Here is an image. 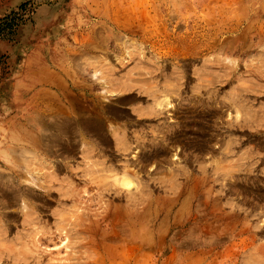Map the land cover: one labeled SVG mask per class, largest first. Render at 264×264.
Masks as SVG:
<instances>
[{
    "label": "rangeland",
    "instance_id": "374dc122",
    "mask_svg": "<svg viewBox=\"0 0 264 264\" xmlns=\"http://www.w3.org/2000/svg\"><path fill=\"white\" fill-rule=\"evenodd\" d=\"M5 18L0 264H264V0H0Z\"/></svg>",
    "mask_w": 264,
    "mask_h": 264
},
{
    "label": "bare ground",
    "instance_id": "6f19581e",
    "mask_svg": "<svg viewBox=\"0 0 264 264\" xmlns=\"http://www.w3.org/2000/svg\"><path fill=\"white\" fill-rule=\"evenodd\" d=\"M158 90V89H157ZM154 91V90H153ZM165 93V92H164ZM165 99H161L162 101H159L158 100V102H159V104H157L158 106H163V107H168V108H171L172 106H173V104L171 103V98L169 99L168 98V95L166 96L165 95V97H164ZM154 106V105H153ZM165 108V109H166ZM163 110V109H162ZM194 110V109H193ZM193 110H192V112H193ZM172 111H174V110H172ZM188 112H190V111H188ZM202 112V111H201ZM120 113V112H119ZM163 113V112H162ZM161 113V114H162ZM166 113V112H165ZM171 113V112H170ZM160 114V115H161ZM163 115V114H162ZM168 115V114H167ZM85 116H87V115H85ZM164 116H166V115H164ZM91 117H92V115H91ZM168 117V116H167ZM191 118H192V116H190ZM201 117V116H200ZM239 117V116H238ZM88 118H90V117H88ZM202 118V117H201ZM200 118V119H201ZM235 118H237V117H235ZM91 119V118H90ZM204 119V118H203ZM84 121H85V118L83 119ZM98 120V119H97ZM194 120H196V119H194ZM82 122V121H81ZM190 122V121H189ZM68 123V122H67ZM85 123H86V125H84L85 126V128H91L92 130H95V131H97V132H99V133H102V135H103V137L105 136V132L103 133V129L101 128V126H99V120H98V122H97V124H95V123H93V122H91V121H85ZM193 123V122H192ZM195 123V122H194ZM192 127V126H191ZM88 130V129H87ZM89 131V130H88ZM73 135V134H72ZM98 137V136H97ZM105 137H107V136H105ZM104 137V138H105ZM180 137V136H179ZM122 138H124V136H122ZM74 139V138H73ZM119 142H122V140L120 139L119 140ZM103 144V143H102ZM125 144V143H124ZM106 145V144H105ZM202 149V148H201ZM199 150V149H198ZM136 151V150H135ZM136 153H138V152H136ZM138 156V155H137ZM143 157V156H142ZM145 157V156H144ZM146 157H148V156H146ZM139 158V157H138ZM147 159H149V157L147 158ZM146 161V160H145ZM122 171V170H121ZM128 171V170H127ZM116 173V172H115ZM123 174V173H122ZM133 175V174H132ZM122 176V175H121ZM189 177V176H188ZM188 177H187V179H188ZM118 182V181H117ZM187 182V181H186ZM120 183L124 186V187H127V189L132 185V186H134L132 183H134L132 180H131V178L129 177V176H127V175H123V177L122 178H120ZM136 185V184H135ZM119 186V185H118ZM133 188V187H132ZM131 188V189H132ZM180 191V190H179ZM180 192H182V191H180ZM117 193V192H116ZM192 193V192H191ZM179 194V193H178ZM182 194V193H181ZM180 195V194H179ZM193 195V194H192ZM189 195H187V197H188ZM177 197V196H176ZM186 197V198H187ZM187 200H189L190 201V199H187ZM186 200V202H188ZM188 205V204H187ZM133 206V205H132ZM189 206H190V204H189ZM186 207V206H185ZM191 207V206H190ZM109 211V210H108ZM125 211V210H124ZM191 211V210H190ZM123 212V211H122ZM127 214H128V212H126ZM122 214V213H121ZM109 215H110V213H109ZM123 215V214H122ZM126 215V214H125ZM189 215V214H188ZM108 218V217H107ZM190 219V218H189ZM264 219V218H263ZM109 220V219H108ZM123 220V219H122ZM188 221V220H187ZM185 223V222H184ZM129 228V227H128ZM141 233V232H140ZM121 236V235H120ZM138 236V235H137ZM140 237V236H139Z\"/></svg>",
    "mask_w": 264,
    "mask_h": 264
},
{
    "label": "trees",
    "instance_id": "16d2710c",
    "mask_svg": "<svg viewBox=\"0 0 264 264\" xmlns=\"http://www.w3.org/2000/svg\"><path fill=\"white\" fill-rule=\"evenodd\" d=\"M15 23L9 22L7 18L2 19L0 21V38L9 35L11 32L15 30Z\"/></svg>",
    "mask_w": 264,
    "mask_h": 264
},
{
    "label": "crops",
    "instance_id": "0c3cea01",
    "mask_svg": "<svg viewBox=\"0 0 264 264\" xmlns=\"http://www.w3.org/2000/svg\"><path fill=\"white\" fill-rule=\"evenodd\" d=\"M38 129L46 130L48 128L47 127H43V128L39 127ZM53 152H55V151H53ZM39 153L41 154V151ZM48 153L50 154L49 150H48ZM56 161L57 160H52V159H49V158L44 156L43 160L40 161L42 163L40 168L44 169V170H46V169L47 170H52V168H54L55 165H56ZM51 172H55V170H52Z\"/></svg>",
    "mask_w": 264,
    "mask_h": 264
}]
</instances>
